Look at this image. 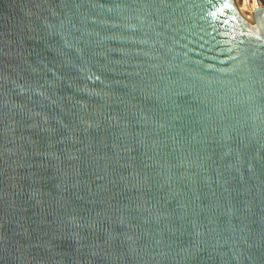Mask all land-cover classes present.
I'll use <instances>...</instances> for the list:
<instances>
[{
	"label": "water",
	"instance_id": "1",
	"mask_svg": "<svg viewBox=\"0 0 264 264\" xmlns=\"http://www.w3.org/2000/svg\"><path fill=\"white\" fill-rule=\"evenodd\" d=\"M0 264H264V1L0 0Z\"/></svg>",
	"mask_w": 264,
	"mask_h": 264
},
{
	"label": "bare ground",
	"instance_id": "2",
	"mask_svg": "<svg viewBox=\"0 0 264 264\" xmlns=\"http://www.w3.org/2000/svg\"><path fill=\"white\" fill-rule=\"evenodd\" d=\"M264 1V0H263Z\"/></svg>",
	"mask_w": 264,
	"mask_h": 264
}]
</instances>
